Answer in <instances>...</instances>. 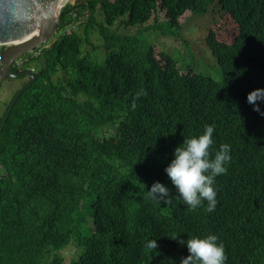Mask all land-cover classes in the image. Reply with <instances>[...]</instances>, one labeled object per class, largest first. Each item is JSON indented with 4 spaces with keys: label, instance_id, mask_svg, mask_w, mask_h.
<instances>
[{
    "label": "trees",
    "instance_id": "obj_1",
    "mask_svg": "<svg viewBox=\"0 0 264 264\" xmlns=\"http://www.w3.org/2000/svg\"><path fill=\"white\" fill-rule=\"evenodd\" d=\"M215 2L235 33L220 37L213 23L206 36L220 81L144 35H177L187 14ZM127 13L122 22L137 32L113 28ZM59 23L49 45L26 54L38 77L0 134V264H179L187 245L171 236L210 232L226 264H264V115L247 102L264 87V0H75ZM96 38L102 57L86 48ZM207 124L213 155L227 143L232 157L210 213L207 201L192 210L177 199L164 171ZM156 180L172 188L171 203L147 195ZM153 238L157 249L146 247ZM71 242L80 252L69 263Z\"/></svg>",
    "mask_w": 264,
    "mask_h": 264
},
{
    "label": "clouds",
    "instance_id": "obj_2",
    "mask_svg": "<svg viewBox=\"0 0 264 264\" xmlns=\"http://www.w3.org/2000/svg\"><path fill=\"white\" fill-rule=\"evenodd\" d=\"M4 7L8 8L9 5L5 3ZM26 56L24 54L15 62L21 64L27 61ZM247 102L253 105L255 111L264 115V109L261 108V102H264V87L250 91ZM214 133L215 125L207 124L201 134L185 137L183 142L174 148L173 158L164 169L172 188L175 189L177 199L182 200L192 210L207 201L206 211L209 213L213 212L217 205L215 179L227 172V165L232 159L231 145L227 143L221 144L213 155ZM172 188L169 184L156 180L148 187L147 195L159 202L171 203ZM171 237L179 239L181 245H187L188 255L183 256L179 264H226L225 246L215 233L210 232L204 236L189 235L187 239L180 235ZM146 247L157 249V238L150 239Z\"/></svg>",
    "mask_w": 264,
    "mask_h": 264
},
{
    "label": "rangeland",
    "instance_id": "obj_3",
    "mask_svg": "<svg viewBox=\"0 0 264 264\" xmlns=\"http://www.w3.org/2000/svg\"><path fill=\"white\" fill-rule=\"evenodd\" d=\"M74 1L75 0H68L65 5ZM98 14L99 18L103 19V12L100 8L98 9ZM124 19H128V13L122 16L113 28L124 33H134L140 29V24L134 26L124 25L122 22ZM228 19L229 18L225 16V12L221 10L220 4L215 2L211 5L207 13L196 15L187 14L183 19L184 24L181 33L177 35H170L158 29H149L144 32V35L149 41L154 42L160 48L169 52L178 61L179 66L220 81L224 77V71L218 62L217 56L208 45L206 36L210 27L215 23V25L217 24L216 31L220 37H225L226 39L232 38L235 33L230 30ZM153 22L154 19L146 24L152 25ZM60 33L56 35L59 36ZM49 42L50 41L47 42L48 45ZM86 48L94 55H98L99 57L103 56L104 49L102 40L99 38H96L94 43L87 45ZM61 77L67 78L68 76H63V74H61ZM23 82V79H8L2 83V87H0V116L3 115L15 91ZM62 251L69 263L77 257L80 252L79 248L73 242H71L70 245L68 244Z\"/></svg>",
    "mask_w": 264,
    "mask_h": 264
},
{
    "label": "water",
    "instance_id": "obj_4",
    "mask_svg": "<svg viewBox=\"0 0 264 264\" xmlns=\"http://www.w3.org/2000/svg\"><path fill=\"white\" fill-rule=\"evenodd\" d=\"M64 0H0V87L7 77L28 76L12 99L0 125V134L16 102L38 75L33 70L11 71L15 60L47 43L60 29V16ZM7 3L8 8L4 5Z\"/></svg>",
    "mask_w": 264,
    "mask_h": 264
},
{
    "label": "flooded vegetation",
    "instance_id": "obj_5",
    "mask_svg": "<svg viewBox=\"0 0 264 264\" xmlns=\"http://www.w3.org/2000/svg\"><path fill=\"white\" fill-rule=\"evenodd\" d=\"M5 48V46L4 47H0V53L2 52V50ZM29 65L28 64H26L25 62H22L21 64H17L15 61L13 62V64L11 65V71H13V72H16V71H25V70H29ZM10 80V79H23L24 80V82H23V84L20 86V88L23 86V85H25L28 81H29V77L28 76H21V77H7L3 82H5L6 80ZM1 87H2V85H1ZM19 88V89H20ZM16 92V91H15ZM8 110V109H7ZM4 115H5V113H4ZM4 117V116H3Z\"/></svg>",
    "mask_w": 264,
    "mask_h": 264
},
{
    "label": "built area",
    "instance_id": "obj_6",
    "mask_svg": "<svg viewBox=\"0 0 264 264\" xmlns=\"http://www.w3.org/2000/svg\"><path fill=\"white\" fill-rule=\"evenodd\" d=\"M67 31H70V28H67ZM19 63V62H18Z\"/></svg>",
    "mask_w": 264,
    "mask_h": 264
},
{
    "label": "bare ground",
    "instance_id": "obj_7",
    "mask_svg": "<svg viewBox=\"0 0 264 264\" xmlns=\"http://www.w3.org/2000/svg\"><path fill=\"white\" fill-rule=\"evenodd\" d=\"M66 1H68V0H64L63 3L66 2Z\"/></svg>",
    "mask_w": 264,
    "mask_h": 264
}]
</instances>
